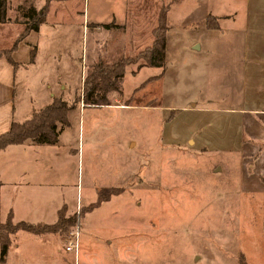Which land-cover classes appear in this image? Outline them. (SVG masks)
<instances>
[{
	"label": "rangeland",
	"instance_id": "1",
	"mask_svg": "<svg viewBox=\"0 0 264 264\" xmlns=\"http://www.w3.org/2000/svg\"><path fill=\"white\" fill-rule=\"evenodd\" d=\"M71 1L77 20L69 35L52 34L49 9L45 22L35 23L36 30L31 29L38 31L43 50L53 48L71 56L68 66L51 61L53 88L57 80L82 85L88 73L89 62L85 64L84 59L90 49L89 36L81 31L86 13L109 28L113 22L128 23L123 31L111 27L105 42L108 47L117 45L119 52L134 59L150 44L151 29L159 23L157 16L166 10L168 49L161 77L157 68L137 69L138 60L124 66L120 90L105 95L109 101L116 99L125 105L158 107L94 110L100 116L118 119L119 140L124 138L116 160L125 182L118 198L102 204L94 197L97 210L86 211L84 220L81 218L75 264H264V193L248 190L247 181L239 183V163H234L241 126L236 114L225 110L226 105L247 106V98L243 99L246 89L249 96L253 91L256 99V94L264 95V0ZM208 14L221 15L215 18L216 30L209 33L203 28L210 23ZM55 27L58 31L59 26ZM131 36L136 41L126 40ZM202 36L210 42L219 67L213 79L215 87L211 82L206 85L207 93L215 94V102L204 103L200 98L198 52L189 49L192 40ZM19 47L16 53L22 44ZM115 59L108 58L107 63ZM45 62L50 61H42L44 69ZM28 69L26 75L36 78L34 68ZM14 70L17 114L39 85L23 87L20 64ZM62 95L61 99L67 98ZM217 103L223 107L216 109ZM114 158L108 156L109 167ZM73 167L69 166L66 187L62 188L68 209L74 208L76 195H80L81 203L89 201L85 163L81 171ZM246 167L241 164L242 171ZM82 213L80 208L79 216ZM70 223L64 224V231L56 229L61 254L65 253L62 242ZM65 256L64 260L72 264L73 253Z\"/></svg>",
	"mask_w": 264,
	"mask_h": 264
},
{
	"label": "crops",
	"instance_id": "2",
	"mask_svg": "<svg viewBox=\"0 0 264 264\" xmlns=\"http://www.w3.org/2000/svg\"><path fill=\"white\" fill-rule=\"evenodd\" d=\"M71 6H73L71 0H6V21L0 23V134L7 131L11 122H22L28 119L33 111L48 105L53 97H61L62 94H65L67 98L72 96V99L62 98L70 107L66 111V122L60 128L54 144H35L25 141L9 144L0 149V223L10 217L14 223L22 221L36 226L53 225L56 223L60 212L64 219H69L76 212V209L82 208L84 213L79 216L81 221V218L84 220L86 211L91 213L94 210V213L97 210L96 202H93V199L94 197L98 198V192L101 189L114 191L99 203L104 204L112 197L118 198L122 193L125 177L124 173L123 175L119 174L116 158L122 152L121 142L124 137L119 140L118 119L116 117H103L96 114L94 110H119L125 107L152 109L158 107L157 105L141 104L125 105L116 99L112 101L107 99L108 104L92 105L83 101L81 84L70 86L57 80L58 83L53 88L52 83L55 74L51 70L53 67L51 61L57 62V64L62 61L64 66H68L72 62L71 56L67 55L66 52L61 54L53 48L43 50L42 45L38 42V31L25 28L24 23L30 22L26 18L20 17L18 8L23 10L31 7L34 10H43L44 14L40 23L45 22L50 13L49 17L52 16L50 22L54 24L52 34L54 36H67L75 27L77 20V11L71 10ZM16 14L18 15L17 19L15 18ZM209 16L210 23L203 26L208 33L216 30L217 23L214 21L216 16L220 17L221 15ZM82 19L85 20V23H81V31L84 30L86 36H89L90 49L84 59L85 64L89 62L86 65L88 69L97 61L107 62L108 58L112 60L128 55L119 52L117 45L108 47L105 42L107 39L109 40V31L113 28L125 30L128 23H123L124 19H122V23L113 22V25L117 27L112 29L103 28L101 25L105 23L100 22L92 14L86 13ZM71 21L73 23H66ZM55 26H59L58 31ZM131 39L136 41L133 36L126 40L130 42ZM137 43L140 46V40ZM19 44H22L23 47L20 49V53H16L19 51ZM209 45L210 42L207 43L206 36H202L200 39L195 38L189 44L190 50L198 52L197 82L201 92L200 98L204 103L210 102L212 99L215 102V94L209 95L206 85L211 82L213 88L215 87L213 79L219 68L215 62V55L211 54ZM137 49L139 51L140 47ZM111 50L113 52H110ZM167 50L164 36L163 63L161 67H154L160 71L158 73L160 77L164 71L163 66ZM105 56H107V60ZM18 59L20 60L18 61ZM42 61H50L45 62V66L47 65L45 69ZM16 64L18 66L20 64L22 67L21 82L23 87L26 85L37 87L39 85L28 103L21 105L17 114L14 91V67ZM29 67L34 68L33 71L38 74L36 78L26 75ZM143 67L146 66H141L140 69ZM80 74L82 75V72ZM201 74L203 75L202 79H200ZM42 76L44 80L41 79ZM45 77L50 78L46 79ZM32 80L35 81L31 83ZM246 92L247 89L243 99L247 98L245 102L247 106L236 107V104H233L234 107L225 106L226 111L236 114L237 122L241 126L242 138L240 137L241 143L239 142V152L237 156L235 155L236 162L234 164L236 166L239 163V166L237 165L239 183L247 181L245 185L249 188L248 190L264 193V182L261 179L264 177V95L258 96L256 94L258 97L256 99L253 91L250 96ZM202 107L200 105L199 109L203 110ZM215 107L219 109L223 106L217 103ZM187 138L190 141L191 137ZM110 154L115 156L112 167H109L108 164ZM83 162L85 163L89 201L86 199L85 203H81L80 195H76L74 208L68 209L62 188L66 187L68 172L70 171L69 166H74L73 169L76 170L80 168L81 171ZM124 162L126 161L121 162V166L124 165ZM243 163L245 167L248 164L249 169L247 166V170L242 171L241 164ZM216 169L218 170V168ZM136 187L138 188L139 185ZM86 207L89 209L86 210ZM57 232L56 229L46 232V234H33L23 230L15 231L10 235L4 260L0 264H71L65 261L67 259L65 253L67 252L64 249L65 253L61 254L60 240L55 235ZM46 257L48 259H45ZM72 264H75L74 257Z\"/></svg>",
	"mask_w": 264,
	"mask_h": 264
},
{
	"label": "trees",
	"instance_id": "3",
	"mask_svg": "<svg viewBox=\"0 0 264 264\" xmlns=\"http://www.w3.org/2000/svg\"><path fill=\"white\" fill-rule=\"evenodd\" d=\"M5 10L6 0H0V23L6 21ZM18 12L20 17L26 18L30 22V25L24 23L27 25L25 28L30 30H36L35 23H40L43 18V10L41 9L34 10L29 7L22 10L18 8ZM165 12L166 10H163L158 14L157 22L159 23H156L151 29V42L136 55V58L131 59L128 56H120L111 63L97 61L88 69V73L84 76L82 83V98L85 103L92 105L108 104L105 96L106 93L110 91L118 92L120 90L118 82H120L123 76L124 66L129 63H135L139 60L136 65L137 69L141 66H162L164 58V33L166 30ZM101 26L106 29L109 28L107 24ZM111 27L116 28L117 26L112 25ZM69 107L60 97H53L48 105L37 111H33L28 119L20 123L11 122L7 131L0 134V149L9 144H18L25 141L35 144H54L60 128L66 122V111ZM261 179L264 181V177ZM113 191L112 189H101L98 192V200H104ZM70 219H64L63 214L60 212L56 223L53 225L36 226L22 221L14 223L10 217H7L3 223H0V262L4 260L10 235L15 231L23 230L33 234L45 233L57 228H61L64 231L70 222L72 224L73 220L70 221Z\"/></svg>",
	"mask_w": 264,
	"mask_h": 264
},
{
	"label": "built area",
	"instance_id": "4",
	"mask_svg": "<svg viewBox=\"0 0 264 264\" xmlns=\"http://www.w3.org/2000/svg\"><path fill=\"white\" fill-rule=\"evenodd\" d=\"M79 209H76L75 217L70 225L69 229L66 231L63 249L66 252H72L74 260L76 259L77 249H78V240H79V228H80V217L78 214Z\"/></svg>",
	"mask_w": 264,
	"mask_h": 264
}]
</instances>
